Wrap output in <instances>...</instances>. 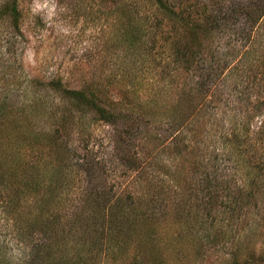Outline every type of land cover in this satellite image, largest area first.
Wrapping results in <instances>:
<instances>
[{"label": "trees", "instance_id": "1", "mask_svg": "<svg viewBox=\"0 0 264 264\" xmlns=\"http://www.w3.org/2000/svg\"><path fill=\"white\" fill-rule=\"evenodd\" d=\"M188 1H117L119 36L127 50L136 46V54H153V44L163 49L167 46L161 52L170 59V70H179V66L185 72L193 71L194 78H200L195 85L201 100L210 95L216 98L213 89L218 90L222 72L237 53L234 49L226 61L216 48L217 39L236 28L240 18L244 23L236 31L242 38H252L264 22V0H201L191 9ZM143 4L148 5L147 12H143ZM21 17L19 0H5L0 5V24H9L14 33L20 32ZM163 22L169 35L159 32ZM256 52L251 45L242 59L250 56L251 62L260 61L255 72L264 76V60L257 58ZM4 71L0 72V223L5 222L19 247L27 249L17 262L9 254V243L0 229V264H208L211 255L217 257V264H264L263 167L247 155L251 153L245 151L248 141L241 142L245 137H233L240 142L237 153L242 157V185H236L234 173L217 168L213 159L202 154L208 150L207 140L200 147L194 121L155 132L164 150L155 157L173 152L177 167L176 162L172 166L164 161L154 164L155 157L147 155L145 138L153 137L152 127L162 119L153 109L113 101L103 89L92 86L69 89L60 79H30L37 98L10 109L9 95L19 77ZM48 94L59 97L58 106H66L62 107L60 125L46 133L37 120L49 113ZM258 102L257 107L264 110V98ZM263 110L249 119L260 116ZM85 114L116 128V139L122 142L116 150L118 160L135 175L136 188L117 203L107 197L106 190L91 186L84 191L85 199L76 203L77 210L58 198L56 176L71 168V157L61 167L56 151L65 145L61 133L80 124ZM128 139L136 140L139 147L126 149ZM198 150L201 154L196 153V159ZM55 166L56 173L47 177ZM86 172L89 175L90 171ZM94 189L96 193H91ZM68 213L79 217L72 218L74 221L82 216L93 220L90 227L95 235L76 239L78 235L65 231L64 226L57 233V223Z\"/></svg>", "mask_w": 264, "mask_h": 264}, {"label": "rangeland", "instance_id": "2", "mask_svg": "<svg viewBox=\"0 0 264 264\" xmlns=\"http://www.w3.org/2000/svg\"><path fill=\"white\" fill-rule=\"evenodd\" d=\"M4 1L0 0V5ZM117 1L119 0H19L22 15L19 34L14 33L9 24H0V72L7 69L5 73L9 71L19 77L18 85L13 87V94L9 95L7 106L10 109L17 108L25 101L37 98V91L30 79L43 82L60 79L69 89L83 90L88 86L103 89L113 101L118 100L139 109H153L152 111L162 119L161 124L152 127L155 129L152 131L153 137L145 138L149 145L147 155L151 159L156 153L159 155L164 151L161 142L154 137L155 132L177 129L178 125L185 127L194 121V129L200 134V147L206 142L204 139L207 140L205 145L208 150L202 151V154L208 156V160L213 159L211 162L217 168L221 167L234 173L238 178L235 179L236 185H242L243 180L239 170L242 168V157L237 153L240 142L233 138L234 134H238L240 139L245 137L246 140L243 138L241 142L248 141L245 151L251 152L247 155L250 154L251 160L263 167L260 172L262 179L264 110L257 106L258 101L264 98V76L256 75L255 72L260 61L251 62L250 56L249 60L242 57L252 45L257 50V58L262 56L264 60V22L249 40L239 36L236 31L238 26L244 23L241 18L236 23V28L220 34L216 45L220 55L227 61L234 49L237 53L228 61L226 69L222 72L218 90L213 89L216 98L210 95L206 100H201L196 90L200 78H194L193 71L185 72L179 66V70H175V67L170 70L172 66H167L170 59L161 52L167 46L163 49L153 44L154 51L152 49L153 54L150 55L140 52L136 54V46L127 50V44H123L122 37L119 36L121 34ZM186 4L188 9H191V5L201 4V0H189ZM142 9L147 12L148 5L143 4ZM163 23L165 25L159 32L163 33L162 36H165V33L169 35L170 30L166 23ZM218 36H215V41ZM47 97L49 113L37 120L40 128L46 133L60 125L59 117L66 106H63L64 103L62 106L57 105L60 103L57 95L48 94ZM262 110L260 116L249 119ZM80 121V124L73 125L61 133L65 145L63 149H58L59 153L56 151L57 157L60 158L57 162L62 164V167L67 158L71 157L68 161L71 168L56 176L59 185L58 198L65 202L66 206L73 205L78 210L79 205L76 203L80 198L85 199L84 191L96 186L106 190L107 197L118 203L124 194L132 192L136 187L135 175L127 171L118 160L116 150L122 142L120 138L116 139L117 130L114 126L92 120L87 114ZM142 123H147L145 117ZM235 130L238 133H235ZM139 145L136 140L128 139L125 147L134 149ZM67 148L70 153L66 152ZM196 153L200 155L201 150L195 151L198 159ZM173 157V152L164 153L155 157L154 164L164 161L165 165L172 166L171 163L176 162ZM174 166L177 167V162ZM86 170L90 171L89 175L92 176H89ZM55 173L56 166L46 175L49 177L48 175ZM108 191L111 194H108ZM91 193H96V190ZM64 216L56 225L57 233L61 232L64 226L65 231L78 235L76 239L91 236V233L95 235L90 227L93 220H86V217L82 216L84 219L80 217L81 219L74 221L72 218L78 216L71 213ZM0 226L1 236L10 246L9 254L18 262L23 258L26 246L19 247L16 236L10 233L5 222L0 223ZM208 257V264L219 263L216 256Z\"/></svg>", "mask_w": 264, "mask_h": 264}]
</instances>
